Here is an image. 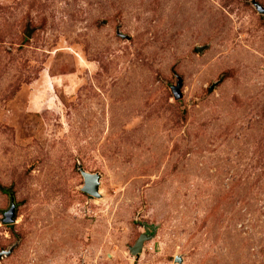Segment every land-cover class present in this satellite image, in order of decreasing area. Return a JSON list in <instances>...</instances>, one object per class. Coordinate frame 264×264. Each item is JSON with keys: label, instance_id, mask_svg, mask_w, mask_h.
Here are the masks:
<instances>
[{"label": "rangeland", "instance_id": "1", "mask_svg": "<svg viewBox=\"0 0 264 264\" xmlns=\"http://www.w3.org/2000/svg\"><path fill=\"white\" fill-rule=\"evenodd\" d=\"M257 5L0 0V264H264Z\"/></svg>", "mask_w": 264, "mask_h": 264}, {"label": "water", "instance_id": "2", "mask_svg": "<svg viewBox=\"0 0 264 264\" xmlns=\"http://www.w3.org/2000/svg\"><path fill=\"white\" fill-rule=\"evenodd\" d=\"M257 8L259 12H264V8H262L260 5H257ZM180 85H181V79L177 78L176 84L172 87V91L175 98H179L181 96L180 94ZM78 170L80 172V175L83 178V185L81 187V190L91 196L98 197L99 196V174L98 173H91L86 170H84L81 166H78ZM14 219V204L11 203L10 207L4 212V222H12ZM151 236H148L147 234L143 233L140 234L139 238L136 240L135 244L130 247V252L134 255H138L143 246V241L146 238H150ZM9 253L8 251H2L0 252V257L3 254ZM180 261V259H178Z\"/></svg>", "mask_w": 264, "mask_h": 264}, {"label": "trees", "instance_id": "3", "mask_svg": "<svg viewBox=\"0 0 264 264\" xmlns=\"http://www.w3.org/2000/svg\"><path fill=\"white\" fill-rule=\"evenodd\" d=\"M1 191L8 194V195H11V191L8 189L3 188V189H1Z\"/></svg>", "mask_w": 264, "mask_h": 264}]
</instances>
